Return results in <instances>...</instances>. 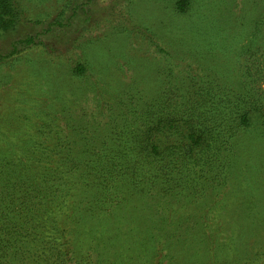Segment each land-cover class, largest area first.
I'll return each mask as SVG.
<instances>
[{
  "label": "rangeland",
  "instance_id": "obj_1",
  "mask_svg": "<svg viewBox=\"0 0 264 264\" xmlns=\"http://www.w3.org/2000/svg\"><path fill=\"white\" fill-rule=\"evenodd\" d=\"M14 1L15 22L0 28V264H262V135L249 154L237 149L225 183L119 193L122 203L93 179L77 178L73 189L60 182L51 157L59 128L81 125L96 143L116 136L122 113L161 90L159 47L235 86L236 51L264 0H188L186 13L181 0ZM79 64L86 71L76 76ZM20 172L60 187L70 238L63 256L60 239L23 209ZM52 199L45 194L44 210Z\"/></svg>",
  "mask_w": 264,
  "mask_h": 264
},
{
  "label": "trees",
  "instance_id": "obj_2",
  "mask_svg": "<svg viewBox=\"0 0 264 264\" xmlns=\"http://www.w3.org/2000/svg\"><path fill=\"white\" fill-rule=\"evenodd\" d=\"M188 4V0L177 1L178 10L186 13ZM18 13L14 0H0V28L10 27ZM263 19L261 15L253 27L247 28L245 42L236 51L242 62L236 81L239 84L232 87L226 88L230 80L225 84L210 66L194 64L177 52L159 47L164 54V66L158 69L161 90L152 93L150 99L140 98L134 103L137 113L135 108L123 112L122 125L112 128L116 136H106L100 143L95 137L84 136L88 133L80 130L81 125L59 128L51 157L55 165L52 174L65 184L70 180L71 189L77 178L85 180L86 186L93 179L105 192L111 190L117 196L227 182L237 149L244 151L249 146L244 155L249 154L252 136L264 137ZM143 35L148 36L145 32ZM85 71V65L79 64L74 74L81 76ZM19 177L16 184L25 189L23 209L34 216L40 230L60 239L63 256L70 249V238L63 217L66 214L59 207V197L64 196L54 193L59 194L60 187L47 174V179L36 174L29 178L22 172ZM49 191L53 199L44 210V196ZM14 194L7 193L10 206L16 204ZM119 198L120 203L128 199Z\"/></svg>",
  "mask_w": 264,
  "mask_h": 264
}]
</instances>
